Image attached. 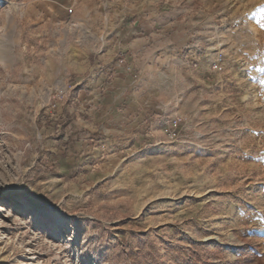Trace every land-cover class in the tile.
<instances>
[{"label":"rangeland","instance_id":"obj_1","mask_svg":"<svg viewBox=\"0 0 264 264\" xmlns=\"http://www.w3.org/2000/svg\"><path fill=\"white\" fill-rule=\"evenodd\" d=\"M181 1L198 40L115 51L127 103L69 170L97 37L0 0V264H264V0Z\"/></svg>","mask_w":264,"mask_h":264},{"label":"crops","instance_id":"obj_2","mask_svg":"<svg viewBox=\"0 0 264 264\" xmlns=\"http://www.w3.org/2000/svg\"><path fill=\"white\" fill-rule=\"evenodd\" d=\"M178 1L34 0L33 21L39 26L67 18L72 10V19L86 23L97 37V54L88 56L89 64L79 72L84 77L78 79L73 93V104L79 107L70 127L72 133L69 134L72 136L77 133L82 140L79 145L69 146L66 153L68 159L63 164L69 170H74L88 155L87 150L94 143V136L99 133L94 126L107 122L113 112L115 116L119 114L121 111L118 108L127 103L126 92L133 86L131 75L116 61L118 56L115 51L134 50V56H128L132 60L136 58L139 47L152 41L168 43L170 38L177 36L179 41L186 38L187 43L191 39L198 40L199 36L195 37L194 32L186 31L182 18L184 1ZM111 73L114 76L110 79ZM84 130L87 134H82ZM83 138L86 140L83 141Z\"/></svg>","mask_w":264,"mask_h":264},{"label":"built area","instance_id":"obj_3","mask_svg":"<svg viewBox=\"0 0 264 264\" xmlns=\"http://www.w3.org/2000/svg\"><path fill=\"white\" fill-rule=\"evenodd\" d=\"M73 14V11L70 10L69 11V15L71 16ZM125 58H119L118 59V63L123 66L124 68H126L127 71H131V68L129 66H125ZM114 73H111L109 75V78H113ZM73 90V86L72 85H68L63 89H59L55 92L54 96H53V100H54V104L52 105L53 108L57 107V104H59L60 102H62L63 100H65L69 94L70 91ZM187 118H183V117H174L173 119L167 121L165 123V127L167 130V133L169 134L170 138H175L177 136V130L179 128V126H181V124L183 122H186Z\"/></svg>","mask_w":264,"mask_h":264},{"label":"snow or ice","instance_id":"obj_4","mask_svg":"<svg viewBox=\"0 0 264 264\" xmlns=\"http://www.w3.org/2000/svg\"><path fill=\"white\" fill-rule=\"evenodd\" d=\"M261 27L264 28V25H261ZM4 214H6L4 210L0 209V216H3Z\"/></svg>","mask_w":264,"mask_h":264},{"label":"bare ground","instance_id":"obj_5","mask_svg":"<svg viewBox=\"0 0 264 264\" xmlns=\"http://www.w3.org/2000/svg\"><path fill=\"white\" fill-rule=\"evenodd\" d=\"M24 209H28V206H24ZM37 211V210H36Z\"/></svg>","mask_w":264,"mask_h":264}]
</instances>
